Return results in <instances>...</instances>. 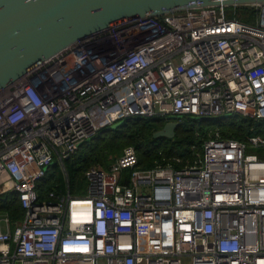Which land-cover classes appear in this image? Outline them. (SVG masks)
I'll return each instance as SVG.
<instances>
[{"label":"built area","instance_id":"1","mask_svg":"<svg viewBox=\"0 0 264 264\" xmlns=\"http://www.w3.org/2000/svg\"><path fill=\"white\" fill-rule=\"evenodd\" d=\"M240 116L262 132L209 130L193 161L139 167L127 147L91 166L88 194L38 183L128 119ZM264 7L246 23L185 5L93 31L0 90V264H264ZM62 168V169H63ZM65 170V169H64Z\"/></svg>","mask_w":264,"mask_h":264},{"label":"water","instance_id":"2","mask_svg":"<svg viewBox=\"0 0 264 264\" xmlns=\"http://www.w3.org/2000/svg\"><path fill=\"white\" fill-rule=\"evenodd\" d=\"M185 5L260 8L264 0H0V90L93 31ZM178 125L168 121L154 137L173 139Z\"/></svg>","mask_w":264,"mask_h":264},{"label":"trees","instance_id":"3","mask_svg":"<svg viewBox=\"0 0 264 264\" xmlns=\"http://www.w3.org/2000/svg\"><path fill=\"white\" fill-rule=\"evenodd\" d=\"M250 18L239 19L246 23H253L255 20V8L240 7ZM245 14V15H246ZM179 125L175 131V138H155L154 134L160 131L168 122L165 119L154 118L143 120L139 118L128 119L115 128H105L94 138L85 142L79 150L64 161L65 172L62 171L58 162H55L47 170L45 177L38 183V192L42 200L47 198L50 191L58 193H71L81 195L76 185L85 182L84 173L94 163H100L104 170H108L107 163L110 156L122 155L123 151L134 145L139 167L151 169L156 164L153 161H163L168 164L175 163V158L193 161L196 154L202 151V142L206 138L209 126L220 127L225 138L244 140L246 136L256 132L260 133V125L255 121L232 115L209 120H198L185 116L176 119ZM153 164V165H152ZM152 165V166H151ZM0 211L7 212L16 220L23 217V210L15 193L0 196Z\"/></svg>","mask_w":264,"mask_h":264},{"label":"rangeland","instance_id":"4","mask_svg":"<svg viewBox=\"0 0 264 264\" xmlns=\"http://www.w3.org/2000/svg\"><path fill=\"white\" fill-rule=\"evenodd\" d=\"M225 10H226V14L228 15V17H231V18H237V19H243L244 17L245 18H250V15L244 13V11L240 9V7H238V8L225 7ZM113 128H115V126ZM209 128H210L209 130H219L220 132H222L220 127H216V126L210 127L209 126ZM128 146L129 147H134V145H132V144L128 145ZM249 152L253 153V154H259L264 159V153L261 152L258 149L250 150ZM119 157H120V154H116L115 156H110L108 158V163H107V167L106 168L110 167L114 162H116ZM168 162L170 163L171 161L168 160ZM155 163L163 164V163H165V159H163V161H158V160L153 161V164H155ZM94 165L99 166V167H103L100 163H94ZM62 171L65 172L64 168L62 169ZM75 189L77 191H79V192L81 191V193H83L81 195L88 194V182L87 181L81 182L80 184L76 185ZM5 217H6V213L4 211H0V218L4 219Z\"/></svg>","mask_w":264,"mask_h":264},{"label":"flooded vegetation","instance_id":"5","mask_svg":"<svg viewBox=\"0 0 264 264\" xmlns=\"http://www.w3.org/2000/svg\"><path fill=\"white\" fill-rule=\"evenodd\" d=\"M169 121H176V120H170V119H169ZM177 122H178V121H177Z\"/></svg>","mask_w":264,"mask_h":264}]
</instances>
